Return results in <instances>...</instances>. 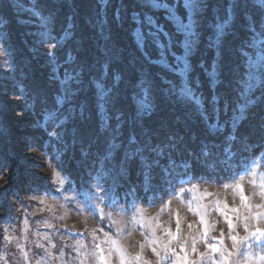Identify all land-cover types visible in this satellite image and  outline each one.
<instances>
[{
	"label": "rangeland",
	"instance_id": "obj_1",
	"mask_svg": "<svg viewBox=\"0 0 264 264\" xmlns=\"http://www.w3.org/2000/svg\"><path fill=\"white\" fill-rule=\"evenodd\" d=\"M8 1L13 12L0 9V65H4L0 67V144L6 138V154L9 155L5 156L6 163L0 172V237L11 233L18 239L12 242L0 239V264H37V261L40 264H104L101 255L107 258L109 264H120L121 251L127 264H173L185 255L197 264H212L208 257L202 260L199 253L208 252V243H216L214 238L221 235L224 245L236 252L231 258L232 264H264L261 259L264 257V236L249 235L257 228L264 229V168L259 160L253 161L249 170L233 181L216 183L196 180L186 185L179 184L175 193L160 198L158 203H137L125 211L124 206L114 205L117 197L112 193L120 176L116 168L122 158L119 149L112 152L108 160L105 159L113 142L111 126L115 125V120H109L106 127L103 113H97L100 130L107 134L109 143L100 158L91 160L87 147L80 144L76 135L72 136L73 124L77 116L83 114L84 90L72 102L58 103L59 94L63 92L61 80L65 67L79 71L82 80L88 70L90 80L83 81L82 87L85 89L90 84L93 93L96 91L91 83L93 80L102 83L106 89L117 85L113 94H123L130 91V82L134 78L147 74L156 79L160 89L170 87L162 82L165 80L172 81L177 88L175 94L166 95L157 91L153 112H163L168 122L177 117L174 110L180 108L229 150L238 137L244 136L250 117L252 119L254 113L260 112L257 109L264 95V76L254 80L252 89L244 96L238 95V88H227L229 96L235 94L234 103L229 102L230 98L220 100L218 106L212 103L213 90L223 94L225 88L222 84L212 83L207 75L212 71L217 56L216 50L209 46L213 18L218 23L227 18L225 32L232 31L224 54L228 79L231 80L233 74L243 76L248 61L238 49L242 42L251 39L248 25L253 20L257 24L264 20L261 0H239L241 6L233 10H229V5L237 0H227L226 3L225 0H216L212 9L208 7L206 10L199 52L193 60L195 64L202 62V67L190 74L198 78L202 85L198 94H203L204 101L199 105L180 94L182 81L179 73L164 68L154 46L137 47L135 25L130 15L136 9L138 0H52L57 5L53 10L49 8L51 0H22L24 11L14 7L17 0ZM105 4L108 5L106 9ZM122 4L126 7L121 8ZM33 5H36L38 15L28 11ZM63 5L69 6L71 11L64 12ZM117 9H120L122 20L115 16ZM154 11L158 18L163 17V10ZM258 33L259 28L256 38L260 40ZM174 51L177 56L183 54L182 49ZM50 55L54 56L51 62ZM30 59L50 78L56 91L57 107L45 109L41 114L36 113L26 88V102L31 105V110L24 109L25 96L14 86L20 83L25 86L24 65ZM167 60L175 63L171 55L167 56ZM6 61L11 64L10 68ZM114 61H122L123 68L114 66L111 71L110 65ZM53 65L58 69L57 79L51 78ZM117 75L120 77L118 82ZM95 99L94 96V102ZM225 100L228 108H224ZM106 107L111 115V105ZM148 115L139 118L142 126L131 122L126 124L123 136L118 137L115 143L118 145L121 140L127 143L128 131L131 135L135 134L138 141H143L145 132L152 135V128L155 129L153 144H157L156 136H173L167 130V123L150 128L145 121ZM61 122L63 129L59 127ZM51 132L61 133L63 142H57L49 135ZM74 139L79 143L77 152L71 149L70 142ZM70 154L80 169L78 174L66 168ZM162 157L155 158L159 159L163 171L170 173L172 166L163 165ZM57 172L64 179L63 185L54 179ZM69 180L76 191H64ZM53 185L63 193L62 196L48 194L47 189ZM32 196L37 199H30ZM40 197H43V204ZM41 208L44 209L42 212L39 211ZM233 208L239 211L232 212ZM221 209L232 217L235 231L227 224ZM255 213L262 215L257 218ZM202 215L208 224V239L203 235L205 225ZM244 215L250 217L248 229L244 226ZM25 217L29 222L27 233L23 228ZM44 220L52 227H47L42 222ZM105 233L110 239L105 237ZM45 234L47 240L43 238ZM233 234L248 239L242 240L237 247L231 240ZM183 242H187V251L181 246ZM165 245L175 249V253L170 259L161 260L152 249L155 247L163 251ZM193 246L195 252L192 251ZM100 248L104 249L103 253ZM213 255L220 258L219 253Z\"/></svg>",
	"mask_w": 264,
	"mask_h": 264
},
{
	"label": "snow or ice",
	"instance_id": "obj_2",
	"mask_svg": "<svg viewBox=\"0 0 264 264\" xmlns=\"http://www.w3.org/2000/svg\"><path fill=\"white\" fill-rule=\"evenodd\" d=\"M264 4V0H261ZM107 4L104 8H107ZM239 0L236 3L229 5V10H233L240 7ZM18 10L24 11V5L22 0H17L14 5ZM125 5H121V8H125ZM208 0H138L136 9L131 12L130 19L135 25V35L134 40L137 43V47L147 48L148 45L154 46L159 55L160 61L163 63L165 69L171 72H178L182 81V87L179 89L181 95L186 96L189 100L197 105L202 104L204 101L203 94L199 93L202 85L200 84L198 78L192 77L190 74L195 72L196 68L202 67V62L200 64L193 63V60L197 53L199 52L200 38L203 34L204 20L206 10L208 9ZM154 10H163L164 15L162 18H158ZM33 15H38L36 11V5H33L31 9H28ZM115 16L118 20H122L123 17L120 16V9L116 10ZM163 19V23H161ZM228 23V19L224 18L223 23L216 22L213 18V31L212 39L209 42V46L216 50L217 56L215 59L214 67L210 73L207 75L211 78V82L214 84H222L225 88L232 87L234 90L237 88L238 95L244 96L248 90L253 87V81L264 76V20L260 21L258 24L255 20L248 25L250 33H252L251 39L242 42L238 51L240 55L247 59V71L243 76L233 74L231 80L227 77V69L224 63V54L227 51L228 37L232 35V31L229 30L225 32V26ZM257 28H259L258 35L261 37L257 40ZM67 32L65 33V36ZM59 43V40H58ZM182 49L183 54L177 56L174 49ZM171 55L174 57L175 63L171 64L167 60V56ZM255 57V59L253 58ZM54 59V56L50 55V62ZM69 59L71 57L69 56ZM58 63V62H57ZM68 61H65L67 64ZM5 64L10 68L11 64L6 61ZM182 64L183 67H178ZM4 67V65H0ZM54 70L51 73L52 79H57L58 69L53 65ZM105 73L107 72V64L104 66ZM74 73V74H73ZM223 74V79L221 78ZM81 73L70 67H65L63 70V79L61 83L63 85V92L60 93L59 104L64 102H72L75 100L76 96L81 93L84 89L82 87L83 80L80 79ZM117 82L120 77L117 75ZM170 85L168 88L160 89L156 79L150 77L147 74H141L138 79L134 78L130 82V91L126 93L116 92L113 94V89L117 85H113L111 88H105V86L97 80H93L91 83L94 84L96 91L95 96V107L97 113H103V122L107 127L109 126V120H115V125L112 127L113 132V142L110 144L108 153L105 159L108 160L112 152L117 151L122 153V158L116 164L120 174H125L128 171V167L131 163L138 160L141 166V174L148 175L154 166L159 165V159L155 157H160L164 155L165 148L174 149L176 145L172 143L176 138L174 136H169V143L166 145H159L152 143V135L148 132L144 133L145 139L143 141H138L135 134L127 137V143L121 140L119 144L115 143V140L123 136V130L126 124L131 122L133 125L140 124L142 126V121L140 117L150 114L156 108L155 98L157 91H162L166 95L175 94L177 92L176 86L172 81H162ZM21 92L22 96H25L24 109L26 111L31 110V105L26 102V94L24 91L25 86L20 83L14 85ZM212 103L218 106L220 100L224 99L223 94H217L213 90ZM106 105H111V115L109 114V108ZM224 108H228V103L225 100ZM2 110V107H0ZM206 114V113H205ZM204 115V114H202ZM127 117V118H126ZM63 129V123L59 125ZM51 137H54L57 142H63V136L58 132L49 133ZM234 137H230L233 139ZM132 145H139V147H131ZM31 146V145H29ZM155 154V157H152ZM207 155V151H204ZM114 159V158H113ZM175 166V162H172ZM54 179L58 180L61 185L64 184V179L61 178L60 173H55ZM99 187V186H98ZM77 189L69 180V185L64 191H76ZM49 195L55 194L62 196L63 193L57 191L56 186L53 185L51 188L47 189ZM30 199H37L36 196L30 197ZM40 203L43 204V197H40ZM247 200V197H243ZM154 202V201H153ZM250 207V206H249ZM41 208L39 211H43ZM125 211H129L127 207L124 208ZM221 211L224 214V218L230 228L235 231V225L232 217L228 215L223 209ZM239 209L233 208L232 212H238ZM256 217L259 218L262 214L255 213ZM202 221L205 225L204 237L208 239V224L204 221L203 215L201 216ZM248 215L243 216L244 226L246 229L249 227ZM47 227H52L47 220L42 221ZM177 224L179 225V219L177 218ZM29 227V222L27 217L24 219L23 228L24 232L27 233ZM177 233H179V226L177 227ZM39 234V233H38ZM171 235V232L169 231ZM250 236H264V229L257 228L255 233H249ZM105 237H108V233H105ZM26 238V237H25ZM45 240L48 239L47 234L43 237ZM0 239H6L9 242L15 241L18 238L11 233L6 234ZM216 243H208V252H200L199 255L203 260L208 257L212 264H232V257L236 255L234 250L228 249L223 243V235L214 238ZM248 237L241 238L240 236L233 234L231 240L235 246H239L242 240H246ZM115 244V241H111ZM183 248L187 251V242L181 244ZM38 247H43V245H38ZM99 248V245L97 246ZM103 253L104 249H99ZM153 252L156 253L161 260H166L171 258V254L175 253V249H170L169 245H165L163 251H158L153 247ZM192 251L195 252L196 249L193 246ZM219 253L220 258L217 259L213 254ZM27 253H25V256ZM104 261V264H109L107 258L103 255L100 257ZM139 259V257H137ZM264 260V257H261ZM37 264H40L37 261ZM120 264H127L125 260L124 253L121 251ZM173 264H197L195 260H189L187 255L180 258L178 262L173 261Z\"/></svg>",
	"mask_w": 264,
	"mask_h": 264
},
{
	"label": "trees",
	"instance_id": "obj_3",
	"mask_svg": "<svg viewBox=\"0 0 264 264\" xmlns=\"http://www.w3.org/2000/svg\"><path fill=\"white\" fill-rule=\"evenodd\" d=\"M211 0L209 9L216 3ZM227 0H225L226 3ZM3 12H13L9 1L0 0ZM57 7L55 2L50 1L49 8ZM64 12H70L69 6H64ZM111 12V10H109ZM122 61H114L110 65V70L114 66L122 69ZM26 75L23 80L26 92L33 99L36 113L41 114L45 109L57 107V99L54 92V84L50 78L42 71L34 60L24 65ZM90 72L87 70L83 75V81L90 80ZM84 82V83H85ZM227 88L223 90L224 98L230 103L235 102V94L228 93ZM82 99L84 104L82 116H77L73 124V137H77L80 144L90 153L91 160H97L104 154L109 138L106 133L100 130L97 109L94 102V93L92 87L86 85ZM260 106V107H259ZM257 111L250 117L249 126L245 128L243 137H238L229 150L214 138V135L206 130L200 122L186 114L182 109H175V119L166 122L163 112H151L145 121L152 128L154 126H164L167 123V130L176 138L172 143L176 145L174 149L165 148L162 157L163 165L172 166L171 172L163 171L161 164L154 166L146 176L141 174V166L138 160L131 163L125 174H120L115 182L113 192L117 201L114 205H122L131 208L137 203L153 205L158 203L160 198L176 192V185H186L191 181H214L224 183L233 181L241 174L246 173L253 161L259 160L261 167L264 168V95L261 98ZM247 123V124H248ZM249 127V128H248ZM155 129L151 133L155 136ZM131 135L128 131L127 137ZM157 144L163 146L168 144V137L159 135L155 137ZM0 144V172L2 165L5 164L7 151V140L2 139ZM71 143V149L77 152L75 139ZM137 145H132L135 148ZM3 149V150H2ZM72 150V151H73ZM207 151V155L204 151ZM122 157V153H121ZM66 168L69 172L79 173V167H76L74 156L70 154L67 158ZM175 162V166L173 163ZM177 179V180H176ZM154 201V202H153Z\"/></svg>",
	"mask_w": 264,
	"mask_h": 264
}]
</instances>
